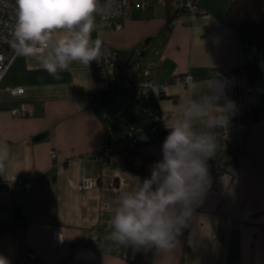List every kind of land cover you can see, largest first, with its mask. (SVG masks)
Returning a JSON list of instances; mask_svg holds the SVG:
<instances>
[{
  "label": "crops",
  "instance_id": "obj_1",
  "mask_svg": "<svg viewBox=\"0 0 264 264\" xmlns=\"http://www.w3.org/2000/svg\"><path fill=\"white\" fill-rule=\"evenodd\" d=\"M196 1L209 17L192 24L173 1L166 6L153 2L148 11L135 9L122 19V30L100 27L99 6L93 14L90 47L97 39L102 46L110 44L121 53L123 64L140 61L153 83L168 86L162 98L150 97L148 108L157 129L145 142L156 143L145 146L137 161H129L112 143L110 136L112 131L117 134L119 124L107 110L113 95L118 103L120 83L99 72V57L88 66L71 62L59 78L41 67L42 58L54 57L57 41L70 38L78 27L54 31L43 53L17 56L0 93V207L12 211L20 206L27 223L25 233L0 225V254L11 264H264V45L239 36L224 22L234 0ZM176 18L179 22L172 25ZM236 69L240 92L247 97L253 85L260 99L248 127L238 133L231 126L240 150L237 162L223 167L205 145L204 150L191 149L208 176L174 247L162 250L152 242L115 240L112 220L117 210L146 179L153 180L154 171L150 191H155L165 175L158 167L164 141L182 125L184 115L190 116L191 133L215 125L221 116H236L238 96L227 107L221 85L215 84L216 78ZM188 72L195 76L189 88L173 83ZM16 87L25 88L23 96L9 92ZM21 104L27 116L12 115V107ZM128 108L124 99L119 112ZM247 120L243 107L242 121ZM38 136L43 139L36 141ZM104 154L107 164L98 160ZM86 179L96 184L81 190ZM19 180L33 182L38 193L19 188ZM184 210L177 203L167 214L175 217ZM31 252L37 257H30Z\"/></svg>",
  "mask_w": 264,
  "mask_h": 264
},
{
  "label": "clouds",
  "instance_id": "obj_2",
  "mask_svg": "<svg viewBox=\"0 0 264 264\" xmlns=\"http://www.w3.org/2000/svg\"><path fill=\"white\" fill-rule=\"evenodd\" d=\"M98 3L99 0H15L13 48L19 55L33 57L48 47L54 31H71L78 27L70 38L57 41L54 57L50 54L48 58H42L41 67L59 78L58 73L69 70L73 61L88 66L103 55L101 40L97 39L89 46ZM186 128L187 125L175 127L164 141V159L158 167L165 175L155 191H150L157 177L154 171L153 180L146 179L134 197L122 201V207L112 220L115 240L120 243L130 240L140 245L152 242L162 250L175 246L172 242L181 227L186 226L185 218L192 212L189 206L203 196L208 176L204 162L190 154L193 147L204 150V145H193ZM177 203L184 205L185 210L180 216L168 215L169 206ZM0 264L11 262L0 254Z\"/></svg>",
  "mask_w": 264,
  "mask_h": 264
},
{
  "label": "built area",
  "instance_id": "obj_3",
  "mask_svg": "<svg viewBox=\"0 0 264 264\" xmlns=\"http://www.w3.org/2000/svg\"><path fill=\"white\" fill-rule=\"evenodd\" d=\"M168 1L175 2L180 11L188 17V24H192L197 18H206L209 15L204 12L198 5L196 0H99V25L102 29L107 31L122 30V19L129 17L135 9L148 11L153 2L161 3L163 6L168 4ZM15 0H0V93L1 82L17 56V51L13 48V29L16 23L15 15ZM179 18L172 21V25H176ZM51 45V40L48 42V47ZM39 47V45H37ZM47 47V48H48ZM46 49V48H45ZM44 49V50H45ZM104 49L107 51L105 52ZM103 55L99 58L101 60L99 72L106 75L111 83H121L127 92H131L144 97L161 98L167 93L168 86L157 85L150 79V72L140 61H133L128 64L122 63L121 53L114 49L110 44L102 46ZM195 81V76L192 72L181 74L175 77L173 83L185 88H189ZM216 85H221V92L224 95V101L227 107L233 105V97L238 96V86L235 82V74L228 72L224 79H215ZM9 92L13 96H23L25 88L16 87L10 88ZM236 116L230 119L228 116H221L217 119L216 124L206 128L202 132H190L191 119L189 114L184 115L182 126L187 125L186 131L191 137L192 144H203L208 151L217 156L225 167L234 164L240 155V150L236 147L231 137V126L238 133L246 128V125L240 121V104L236 103ZM26 107L21 104L12 107L11 113L16 117H26ZM264 117V114H262ZM56 152L52 151V157H56ZM107 155L98 157V160L107 164ZM139 155L136 159L139 160ZM19 188H25L29 193H38V188L33 182L27 180H19L17 182ZM94 180L86 179L80 184L81 190L91 189L95 186ZM13 212L9 209L0 207V225H8L20 233H25L26 225L21 221L12 219ZM180 216V215H176ZM175 216V217H176ZM186 223V218H185ZM30 257L36 258L35 252L30 253Z\"/></svg>",
  "mask_w": 264,
  "mask_h": 264
},
{
  "label": "trees",
  "instance_id": "obj_4",
  "mask_svg": "<svg viewBox=\"0 0 264 264\" xmlns=\"http://www.w3.org/2000/svg\"><path fill=\"white\" fill-rule=\"evenodd\" d=\"M224 22L229 27L234 29L239 36L250 38L264 45V0H234L225 16ZM0 51H4V50H0ZM231 72L235 74V82L238 86V103L240 104V121L242 124L248 127L250 122L254 120L255 114L259 110L260 99L257 98V93L253 85H251L247 97L244 95L243 92L241 93L239 90V78H238L239 71L236 69ZM131 95L136 96V94L134 93H132ZM162 97L163 96H161V98ZM243 107H245L248 110V120L246 122L242 121ZM153 137H154L153 134L149 135L147 138L141 139V142L139 143L138 146L123 150L120 153L123 154L129 161H134V160L137 161L136 155L138 154L139 157H141L143 148L145 146L156 143L155 140L145 142L146 139L150 140L153 139ZM133 163L134 162L130 163L129 165L131 168H134ZM12 212L14 214V219L16 221H21L24 225L27 224L24 218L25 216L22 213L20 206H15L12 209Z\"/></svg>",
  "mask_w": 264,
  "mask_h": 264
},
{
  "label": "rangeland",
  "instance_id": "obj_5",
  "mask_svg": "<svg viewBox=\"0 0 264 264\" xmlns=\"http://www.w3.org/2000/svg\"><path fill=\"white\" fill-rule=\"evenodd\" d=\"M118 87L120 89L118 103L115 105L113 95L110 109L107 110V113H110L113 117L115 116L117 118L119 127H115V129H117L118 132L115 134L112 131L110 137L112 138L113 145L117 148V152H120L138 146L141 139L147 138L149 135L156 132L157 125L151 119V114L149 112L148 107L151 103L150 97H144L137 94L136 96H131L132 93L130 92L127 95L124 93L123 85L121 83ZM124 99L127 100L131 108L119 112ZM119 139L123 140H120L117 143Z\"/></svg>",
  "mask_w": 264,
  "mask_h": 264
},
{
  "label": "water",
  "instance_id": "obj_6",
  "mask_svg": "<svg viewBox=\"0 0 264 264\" xmlns=\"http://www.w3.org/2000/svg\"><path fill=\"white\" fill-rule=\"evenodd\" d=\"M235 107V106H234ZM129 137V136H128ZM41 139H43V137L42 136H38L37 138H35V140L36 141H39V140H41ZM123 139H121V141H122ZM120 141V140H119ZM119 141H117V142H119Z\"/></svg>",
  "mask_w": 264,
  "mask_h": 264
}]
</instances>
